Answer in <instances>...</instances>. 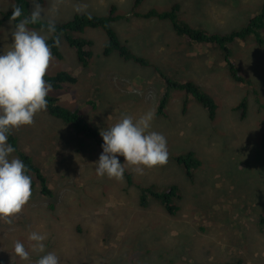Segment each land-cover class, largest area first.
Here are the masks:
<instances>
[{
  "label": "rangeland",
  "instance_id": "1",
  "mask_svg": "<svg viewBox=\"0 0 264 264\" xmlns=\"http://www.w3.org/2000/svg\"><path fill=\"white\" fill-rule=\"evenodd\" d=\"M45 1L42 5L28 0L29 10L57 25L76 14L107 16L115 7L123 17L112 28L149 64L125 61L117 53L106 57L108 38L101 28L70 33L93 42L87 65L63 36L58 43L62 57L40 52L41 74L68 69L77 78L59 89L43 81L40 85L46 95L57 97L99 132L98 139L86 137L73 122L50 116L28 72L21 69V43L49 39L52 33L11 20L2 23L0 115L18 140L15 150L0 128V264H40L42 259L47 264H160L154 245L176 240L183 245V259L171 256V264H264V227L258 222L264 214L259 112V105H264V47L254 37L228 45L248 85L230 76L221 50L212 44H197L194 56L184 54L182 42L181 53L159 50L156 41H169L173 25L156 17L127 25V14L135 16L136 0ZM175 4L180 5L179 20L224 35L244 27L264 0H144L136 11L166 13ZM14 5V0H0V19ZM128 35L153 42L154 47L146 54ZM164 76L181 85H200L218 105L215 119L186 91L169 93ZM166 93L167 114L158 115ZM245 97L246 117L236 109ZM189 151L201 161L192 177L173 160ZM21 154L41 169L53 191L51 198L42 194L35 172L31 178L36 185L31 186ZM110 160L122 170L113 168ZM122 171L131 175L132 186L126 185ZM171 186H177L181 196L175 215L153 197L149 207L140 206L143 190L158 192ZM179 229H186L188 236L177 238ZM141 232L143 237L137 239ZM145 248L151 256L142 255Z\"/></svg>",
  "mask_w": 264,
  "mask_h": 264
},
{
  "label": "trees",
  "instance_id": "2",
  "mask_svg": "<svg viewBox=\"0 0 264 264\" xmlns=\"http://www.w3.org/2000/svg\"><path fill=\"white\" fill-rule=\"evenodd\" d=\"M15 5L9 11L2 14V18L0 19V26L3 22L7 20H11L14 22L15 25L24 24L28 27L34 29H41L46 30L52 33L49 39H38L35 41L30 42H22V52L20 53V57L22 58L21 69L28 72L29 79L33 86L38 91V99L41 101L46 111L52 117H56L61 119L63 122L67 124H71L73 122V127H75L80 134L85 135L86 137H94L98 139L99 132L93 125L87 123V121L78 114L77 111L64 107L59 103V99L54 96L46 95L43 90L40 82L43 81L51 88L59 89L62 87V84L65 83H76L77 78L66 71L58 72L55 75H47L41 74L39 70L40 64V52L49 51L55 57L60 58L62 54L59 50L58 43L63 36L65 40H67L68 44L71 47L76 48L77 55L79 60L84 64H88V59L92 54L93 42L91 40L73 37L70 33L80 34L86 28H101L105 32L108 42L104 47V55L109 57L115 53H117L123 60L125 61H136L137 63L147 65L149 61L147 59L141 58L139 56H135L134 53L130 50V48L123 44L120 39L118 38L115 30L112 28L111 23L118 19H121L123 16L115 15V8H111V13L107 16H89L85 14H76L75 18L71 21H68L62 25L51 24L45 21H42L36 17H34L29 10L28 7V0H14ZM42 4L45 0H39ZM144 0H136L133 14L137 17H144V18H152L156 17L159 19H167L169 20L175 32L186 38L189 42L198 43V44H212L216 46L218 49L221 50L225 62L230 70V76L238 82L245 83L249 85V82L241 76L240 69L236 67L235 63L232 60V52L229 48V44L238 40H246L248 37H254L256 42L260 47H264V4L261 7V10L252 18L248 20L244 27L236 29L228 34L220 35V34H209L202 28H196L185 21L179 20L177 13L179 12L180 5L175 4L172 5V9L167 11L166 13H160L154 10L149 11L147 14H142L136 11L137 6L142 3ZM167 86L169 89V93L175 89H181L182 91H186L188 95L193 96L208 112V115L211 120H214L217 114L218 105L213 96L207 93L200 85L196 84L195 82H187L183 83V85L177 83L175 80L172 81L166 76H164ZM186 95V94H185ZM169 96L168 93L163 95L160 106L158 107L156 114L158 115H166V109L168 106ZM189 100V97L185 99ZM247 98H243L238 106L237 110H243L242 114L246 117L247 113ZM259 112L263 114L262 126L263 132L261 137V149L264 151V105H259ZM0 128L6 132L8 135V142L10 145H14L15 150H17V140L18 138L14 135L12 131V127L8 124L7 118L0 115ZM112 143H116L112 141ZM20 157L23 159L26 167V175L31 180V186H35L34 180L31 178V173L35 172L42 184V194L47 197L53 196V191L47 186V179L45 175L42 173L41 169L34 165L33 160L29 156H23L22 154ZM176 163L183 165L186 168V175L188 177H192V170L198 168L201 165V161L195 156L192 151L187 153L180 154L175 156L173 160ZM110 164L116 170H122L120 166H118L115 162L110 160ZM124 171H122L123 173ZM123 176L126 178V185L132 186L133 181L130 174L124 172ZM128 183V184H127ZM235 185V184H234ZM233 186H229L230 189H234ZM224 189V187H223ZM180 189L177 186H171L169 188L163 190H143L142 195L140 196L141 202L140 206L142 208H147L150 206L149 197H153L162 205H165V209L171 215H175L178 211H180V205L177 204V200L181 199L179 195ZM206 191L203 192L205 194ZM202 195L197 194V198H200ZM132 197V196H131ZM117 198V196H116ZM119 199V198H118ZM50 209H53V205L49 206ZM259 224L261 227H264V214L260 215L259 217ZM149 230L145 231V237L150 233L147 234ZM153 232V230H152ZM151 232V233H152ZM181 234V236H178ZM188 232L186 229H179L176 232V237L180 238L183 236H188ZM151 235V234H150ZM143 237V233L141 232L138 235L137 239H141ZM161 240L160 238H154V242L156 243L157 240ZM157 248L156 260L160 264H171V256H174L176 260H182L183 256L181 255V250H184L180 245V241L176 240L174 243H165V245H154ZM145 247V246H144ZM143 247V248H144ZM150 248V247H148ZM145 248L142 255L151 256L150 250ZM159 258V259H157ZM40 264H47L45 260H40ZM224 264H240L237 261H227Z\"/></svg>",
  "mask_w": 264,
  "mask_h": 264
},
{
  "label": "crops",
  "instance_id": "3",
  "mask_svg": "<svg viewBox=\"0 0 264 264\" xmlns=\"http://www.w3.org/2000/svg\"><path fill=\"white\" fill-rule=\"evenodd\" d=\"M56 0H52V2H55ZM101 3H103V2H101ZM45 4H47L46 3V1L42 4V5H45ZM111 8H113V7H111ZM111 8H110V13H111ZM115 8V7H114ZM62 11V10H61ZM141 13V12H140ZM117 13H115V15H116ZM117 15H119V14H117ZM197 17H199V16H197ZM187 18H190L189 17V14L187 13ZM200 18V17H199ZM125 19V18H124ZM126 19H127V25H129V26H131V25H133L134 24V19H137V20H140V19H150V18H143V17H131V16H129L128 14H127V17H126ZM157 19H159V18H157ZM120 20H122V18L121 19H119V20H116V21H113L112 23H119V21ZM163 20H165V19H163ZM112 23H111V25H112ZM172 24V23H171ZM116 30V29H115ZM118 32V31H117ZM130 38H131V36L130 35H128ZM132 39V38H131ZM120 41H121V39H120ZM123 42H125L124 44H126L127 46L129 45V41H128V39H127V37H125V35H124V39L122 40ZM121 41V42H122ZM132 41L133 42H135V44L136 45H139V46H142V48H144V50H145V52H146V50H147V48H150V47H154V44H152L153 42H149V43H142L143 42V40H142V38H133L132 39ZM181 42L183 43V49H184V54L185 55H193L194 56V53H195V48H196V45L198 44V43H192V42H189L186 38H184V37H182V36H180V35H178L176 32H174L172 35H171V37H170V40L169 41H164V42H161V41H156V47L159 49V50H161V49H164V48H166L168 51H171L172 53H181V50H180V45H181ZM161 46V48H159ZM193 48H194V50H193ZM134 53H136L135 51H133ZM165 53V55H166V51H162L161 52V54H164ZM146 54H149L148 52H146ZM177 56V55H176ZM178 57V56H177ZM179 58V57H178ZM68 69H66V71H67ZM59 103H60V100H59Z\"/></svg>",
  "mask_w": 264,
  "mask_h": 264
},
{
  "label": "clouds",
  "instance_id": "4",
  "mask_svg": "<svg viewBox=\"0 0 264 264\" xmlns=\"http://www.w3.org/2000/svg\"><path fill=\"white\" fill-rule=\"evenodd\" d=\"M8 21V20H7ZM13 22V21H12ZM14 23V22H13Z\"/></svg>",
  "mask_w": 264,
  "mask_h": 264
}]
</instances>
